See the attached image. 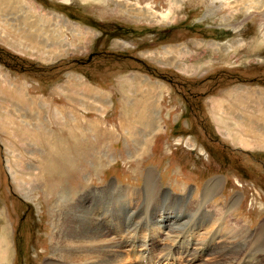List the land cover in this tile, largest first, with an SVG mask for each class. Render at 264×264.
<instances>
[{
	"label": "rangeland",
	"instance_id": "1",
	"mask_svg": "<svg viewBox=\"0 0 264 264\" xmlns=\"http://www.w3.org/2000/svg\"><path fill=\"white\" fill-rule=\"evenodd\" d=\"M202 195L223 244L194 245ZM86 216L125 264L143 236L157 264H264V0H0V264L61 261Z\"/></svg>",
	"mask_w": 264,
	"mask_h": 264
},
{
	"label": "bare ground",
	"instance_id": "2",
	"mask_svg": "<svg viewBox=\"0 0 264 264\" xmlns=\"http://www.w3.org/2000/svg\"><path fill=\"white\" fill-rule=\"evenodd\" d=\"M149 178H151V177H149ZM150 181H151V179H150ZM220 184H221V178L220 179L216 178V179L210 180V182H208V184H207L206 190L208 192L214 194L215 191L221 187ZM147 187H149V186H147ZM206 194H207V192H206ZM234 201H235L234 199L230 200V203L228 204L229 207L227 206L228 207L227 212H229L231 210V208L233 207L232 204L234 203ZM189 203H191V202H189ZM187 205H189V204L187 203ZM76 207H78V205L70 204L67 207V209L74 210V208H76ZM199 207H198V209H199L198 212L200 214L198 215V213H197V217H199L200 222L197 223V221H196L195 224H194L195 228L193 229L197 234L195 232L192 233V235L197 238V241H195L194 245H196V246L200 245L201 246L202 243H205L208 238L209 239L214 238V240H213L214 243L218 240L222 244L225 241L229 240V238L231 239V237H228V236L232 233V231H231V228L229 226L230 223L228 224V222H227L228 220L225 219V216H226L225 213H224V215H222V217H219L221 215V212H220V215L213 214L212 211H210L209 208L207 207V197L204 196V195H202L201 205ZM224 208L226 209V206ZM222 209H223V206L221 207L220 210H222ZM223 211H225V210H223ZM72 214H74V213H72ZM193 217L195 218V215ZM95 219H96V217H95ZM161 219H162V215H161ZM196 219L197 218H195V220ZM91 220H92L91 217H89V216L87 217L86 216V226L84 225V228H82V229L79 228L78 230L76 229L77 231L73 230V232L72 231H67L68 233L65 232L66 235L64 236V239L62 240V244L59 246L58 243H56L55 244V248H54V249H57V250L61 249L60 251L63 252V255L62 256L60 255L62 260L61 261H55L54 263L49 262L48 264H121L122 262H124V264L126 263V260L124 259V255H123L124 253H122L119 250V248L121 247L122 244H120L116 239H114L112 237H107L105 234H103L104 232L102 233L100 229L95 227V225L94 226L92 225ZM96 220L95 221L93 220L94 221L93 223H95ZM168 223L171 224L170 221ZM176 223L178 224V226H180L179 219L177 220ZM72 224H73L72 218H70L69 220L67 219L64 222V227L70 228V226ZM97 225H98V223H97ZM162 225H163V223H162ZM166 225H168V224H166ZM261 225H263V224H261ZM182 226L183 225H181V227ZM213 226H216V228H214ZM164 228H165V231L162 232L161 229H164ZM170 228H171L170 225L161 226L159 228L160 231L163 233L162 235H160V233H159V235H158L159 241L162 242V241L170 240L172 242V244L177 246L174 249V253H182V255H183L184 253L181 252V251L184 250V247H183V245L180 242H179L180 244H178V241L171 237V233L169 234V231H171L173 229L170 230ZM256 232H257V236H258L257 240H259V241L262 240V242H264V227L263 228L261 227V228L257 229ZM124 236H119V238H123ZM149 236H150V234H149ZM61 238H63V236ZM143 238H144V242H141ZM148 238H149V241H151L152 235L150 237H148ZM209 239H208V241H209ZM127 241L129 242V245L125 247V248H127V254L130 253V255H131V249H129V247L131 245H134V244L137 246L136 247L137 250H141L142 249L141 251L144 252L143 258H140L141 256H136L135 258H137V259H147L150 256L151 252H153L150 248H149L150 252L148 251L149 249H148L147 246H152V243L151 244H146L145 242H147V241L145 240V236H143L139 241H135V240H134L135 242H133V241L130 242L129 240H127ZM232 241H237L236 236L233 237ZM2 242L0 244L1 248H3V245H4V244H2ZM63 244H64L65 247H63ZM167 247H169V245L166 246V248ZM189 247H187V249ZM208 247H210V246H208ZM166 248H164V250ZM171 248H172V245H171L170 248H168V252L171 250ZM211 251H212V248H211L210 252ZM186 252H188V251H186ZM188 253H190L193 256H195L198 253L201 254L202 251L201 252H195V251L192 250L191 252H188ZM186 257H189V256H186ZM193 258L191 257V259H193ZM172 260H177V258H171L168 261H166L165 263H167L169 261L171 262ZM170 264H172V263H170ZM173 264H176V262L174 261Z\"/></svg>",
	"mask_w": 264,
	"mask_h": 264
}]
</instances>
